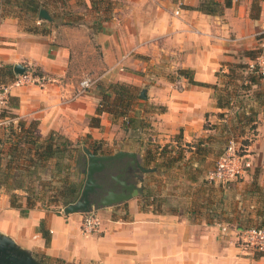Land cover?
<instances>
[{
    "label": "crops",
    "instance_id": "0c3cea01",
    "mask_svg": "<svg viewBox=\"0 0 264 264\" xmlns=\"http://www.w3.org/2000/svg\"><path fill=\"white\" fill-rule=\"evenodd\" d=\"M117 1L109 23L103 28L98 25L92 35L103 51V63L108 66L100 79L110 77L113 82L128 84L141 80L148 102L165 108L150 114L153 142L189 145L208 137L211 131L204 124H217L216 114L226 112L217 108L214 90L191 85L181 76L177 86L166 76L189 71L195 82L221 86L219 72L226 74L223 68L238 48L237 42L229 39H241V46L256 43V31L264 28V0H232L231 7L225 8L221 16L193 10L201 0ZM256 1L260 9L255 20L249 14L251 3ZM51 19L48 24H53ZM0 20V68L11 71L14 78L15 65H30L49 80L42 88L11 90L8 98L13 104L9 107L17 118L36 121L41 137L56 132L73 142L85 141L90 136L89 139L107 147L117 145V136L123 133L122 120H111L103 113L99 127L88 124L89 119L96 117L98 103L93 87L72 98L79 84L67 76L70 43L57 42L55 29L43 34L23 27L18 18L5 16ZM118 60H124V74L117 72ZM255 130V140L245 155L249 169L262 167L264 158L261 109ZM141 142L138 136L127 139L117 152H134L141 159ZM251 148L255 154L250 153ZM186 176L174 166L172 170L145 174L143 192L151 194L150 205L142 210L138 196L96 210L102 223L99 231L90 235L81 232L82 214L33 209L19 215L18 210L11 208L0 213V233L46 264H264V253L242 245L236 225L255 208V200L247 198L252 193L249 186L256 179L263 183L264 172L256 175L253 170H245L241 175L236 210L222 208L220 201L215 202L228 195V191L209 182L206 176L205 183L190 180L189 192H183L180 180ZM223 202L226 206L227 201ZM216 205L220 209L215 210Z\"/></svg>",
    "mask_w": 264,
    "mask_h": 264
},
{
    "label": "rangeland",
    "instance_id": "374dc122",
    "mask_svg": "<svg viewBox=\"0 0 264 264\" xmlns=\"http://www.w3.org/2000/svg\"><path fill=\"white\" fill-rule=\"evenodd\" d=\"M30 1L32 0H0V19L5 16L18 18L23 27L35 29L43 34L49 32V30L55 29L59 37L57 42L60 43V41H62L66 44L70 43L72 48L70 58L71 63L69 64L67 72L68 78H70V80L76 85H80V83L85 80L92 83L90 88L86 91L93 87L94 93L98 96L97 107L100 100L99 91H101V86L107 88L117 82L129 85L133 94L138 95L139 98L141 90L145 89V86L141 84L143 83L141 80L137 84H128L121 81L113 82L110 77H103L100 79V76L106 72L108 66L103 63V51H101L100 46L95 42L92 35L93 32L96 31L94 28H97L98 25L100 28H103L109 23L114 9L118 7L119 2L117 0H33L38 3V5L47 8L49 14L53 18V24L39 21L37 14L31 12L30 8H28ZM257 1L255 4L251 3L250 5V17L257 14V9L254 8L255 5L258 6ZM253 38L256 39V43L243 46H241V43H238L241 39H229V41L233 43L237 42L238 48L230 55L229 62L227 63L230 67L226 66L223 68L226 74L219 72L218 76L222 79V85L217 86L219 89L225 88L226 91L230 93L231 105L230 109L222 113L221 116H219L221 112L216 114L218 120H216L217 124L210 125L209 123H205L207 124V128H204L211 131L210 134H208V137L199 139L189 145H160L153 142L152 136L154 133L151 126L152 115L150 114L159 113L162 110L157 106L150 104L147 98L144 100L139 98V100L132 102L131 109H133V112L128 115L133 116L134 112L138 110V117L143 121L144 129L134 134L133 132L119 133L117 136L118 139H116L118 141L117 145L107 147L103 145L102 142V151H100L108 153L104 155L115 154L117 150L122 148L125 140H134L137 136L142 140L140 147L141 154L142 152L145 154L148 149L154 153L155 151L158 152L162 147H167L165 148L166 151L164 157L159 158L158 163H165L168 158L176 159L172 164V167L174 166V168H178V170L183 171L189 177L186 176L181 180L179 179L181 181L180 185L185 193L189 192L188 187H190V180L205 183L203 177L207 176V173L212 169L219 157L225 152L230 141L234 143L235 148L237 149V154L242 156L249 150L250 146H252L257 134L256 130L252 128L254 125L247 123V120L244 118V113H248L250 109H253L251 108L253 106L254 109H258L255 105V94L264 89V79L260 80L258 85H250L247 82L248 74L253 71L252 69H249V66L251 64L259 63V61L260 63H264V28L257 30L256 35ZM249 54L256 55H254L255 57L253 59H250L249 57H246V55ZM123 61L118 60L115 66L117 67V72L119 71L124 74V72H126V67L123 66ZM239 65L243 66L244 69L241 68V70H238L237 66ZM229 68L234 70V75L240 79V81L231 80L229 76H225L229 74ZM142 74L140 76H142ZM166 77L170 82H173L177 86L180 85L181 79L177 72L173 75L168 74ZM11 79L0 76V87L8 85L12 81ZM9 80L11 81L9 82ZM215 93L221 94L223 92L217 90L214 94ZM12 104L13 103L10 99L7 98L0 107V213H2L5 208H11L9 202L11 195H18L17 201L22 206V213L18 211L20 212L19 215H26L29 212L25 204L26 198L29 199V201L32 199L33 206H36L34 209L52 212L59 210L62 211L64 206H62L59 197L67 188L63 182L52 177L51 163L45 164L44 168H33L31 163L26 160L28 157L26 156L28 146L21 147L20 144L18 147L23 150L16 152L14 155L10 154V148L13 147V144L17 145V135L20 133L19 128L17 127L18 123L19 121H24L13 116L15 114L9 107V105L12 106ZM101 115L98 116L99 123V117ZM109 118L111 120L116 119V121L122 120V118H112L111 116H109ZM31 122L34 121H24L26 125ZM88 124L89 126L91 125L90 119ZM37 135L39 134L37 133ZM46 137L41 138L44 139ZM89 137L90 136H87V139L81 142H73L67 137L65 138L75 145L78 144V148H80L83 144H87L88 146L93 145L94 141L89 139ZM251 151V154H255L252 148ZM150 165H153V163ZM172 167L164 168L159 166L157 171L159 172L164 169L167 171L168 169L172 170ZM246 170H253L256 175H263L264 167H256L254 169L247 168ZM240 177L222 184H214L224 186L225 190L228 191V195L223 196L222 200L221 198L220 200H218V198L215 199L217 204L220 201L222 208L232 209L235 207L236 210L237 202L240 198L238 192L239 189H242L239 184L243 179H240ZM151 179L154 180L156 178L151 176ZM250 183L251 185L249 187H251L252 193L247 195V198H249L251 202L255 200V208L247 214L244 220L241 217L244 221L243 224H241L242 220L240 223H235L237 227L240 228L259 226L261 220H255L257 216L264 215V182H258L256 179V182ZM141 186L144 190V184H141ZM143 193L144 192H142V195ZM242 197L243 194H241V198ZM223 200L227 201L226 206ZM214 209L218 210L220 207L216 205ZM33 255L39 257L36 254ZM49 264L61 263L55 262Z\"/></svg>",
    "mask_w": 264,
    "mask_h": 264
},
{
    "label": "trees",
    "instance_id": "16d2710c",
    "mask_svg": "<svg viewBox=\"0 0 264 264\" xmlns=\"http://www.w3.org/2000/svg\"><path fill=\"white\" fill-rule=\"evenodd\" d=\"M231 4H232V0H224L223 5L219 4L215 0H201L199 5L193 10H197L206 15L221 16L223 14V10L225 8L231 7ZM28 8H30L31 12L36 13L37 15L41 8H45L47 10L45 6L44 7L42 5L40 6L38 5V3L34 2L33 0L30 1ZM254 8L257 9V14L255 16H251V19L256 20L259 16L260 8L259 6L256 5ZM254 55L256 54L253 55L249 54L246 55V57L253 59L255 57ZM226 66L230 67V65L228 64ZM237 67L238 70H241V68L244 69V67L241 65ZM228 71L229 74L225 76L227 77L229 76L231 80L240 81V79H238L234 75L233 69L229 68ZM252 72L248 74L247 82L250 85H258L259 81L264 79V73L258 72L257 67ZM178 74L181 77H185L188 83L191 85L197 87H210L211 89L214 90V92H216L217 90L222 91L223 93L221 94H217V93L214 94L217 108L221 110L230 109L231 97H230V93L226 91L225 88L219 89L217 85H207L204 83L195 82L189 71L180 70L178 71ZM0 76L8 77V79H11L12 72L3 71L2 69H0ZM100 90H101L99 91L100 100L98 107L96 108L95 111L96 117H92L90 119L91 127H99L100 125H99L98 116L105 113L111 116L112 118H122L123 121L121 124V129L124 133L133 132L134 134L144 129L143 121H141L140 117H138L139 114L138 110L134 112L133 116L128 115L129 113L133 112V109H131L132 102L135 100H139L138 95L133 94L132 89L129 85L117 82L110 85L107 88L101 86ZM255 105L257 106L258 109H254L253 106L251 107L253 109H250L248 113L246 112L244 113V118L247 120V123L254 125L252 127L253 129L256 128L257 115L260 109L263 111V117H264V89L262 91H259L257 94H255ZM158 108L162 110L161 112L165 111L164 107H158ZM221 115L222 113L219 114V116ZM13 116L17 117L16 115ZM34 122H31L30 124L26 125L24 121H19L17 127L19 128L20 133L17 135L18 136L17 145L13 144V147L10 148L11 151L10 154L14 155L16 152L22 151L23 149L18 147L20 144L21 147L28 146L26 152V156L28 157L26 160L27 162L29 161L31 163L33 168L36 169L44 168L45 164L51 163L52 177L58 179L60 182H63L67 188L66 191L61 193V196L59 197L62 206L65 207L69 204L74 203L78 199L81 189L83 187V183L85 180V172L87 167V158L85 154L82 152V148L86 147L91 153L95 155H104L108 153L101 152L102 142L94 141L92 146L83 144L80 148H78V144L75 145L67 138L54 132H51L46 138L43 139L39 135H37V123ZM204 127L207 128V124H205ZM165 148L167 147H162V149L160 148L158 152L155 151L154 153H152V151L148 149L143 155V157L139 159L143 168L150 169L152 170L151 172H157L159 166H162L164 168H171L174 161H176V159L174 158H168L167 162L165 163L164 162L158 163V159L163 158L165 155V151H166ZM151 163H153V165H150ZM107 184H109V182H107ZM17 199H18V195H11L9 200L10 206L11 208H14L21 212L22 206L18 203ZM138 199L141 205V209L144 210L147 206L150 205V199L153 198L151 197V194H148V192L144 191L143 195ZM25 204L27 210L29 211L33 210L36 207L33 206L32 199H30L29 201V199L26 198ZM258 218L259 220H261L259 222V226H250V227H245L243 229L264 228V215L259 216ZM237 228H239L240 230L242 229L240 227ZM42 235H44V233H42Z\"/></svg>",
    "mask_w": 264,
    "mask_h": 264
},
{
    "label": "water",
    "instance_id": "95a60500",
    "mask_svg": "<svg viewBox=\"0 0 264 264\" xmlns=\"http://www.w3.org/2000/svg\"><path fill=\"white\" fill-rule=\"evenodd\" d=\"M38 20L50 22L46 9L38 12ZM26 71L22 65H15V76ZM140 99H146V90H141ZM82 152L87 158L85 180L78 199L62 209L63 215L85 214L93 210L108 209L135 197L143 192V176L152 170L141 165L134 152L118 151L111 155H95L86 147ZM109 182V184H107ZM0 264H41L31 254L20 248L9 237L0 233Z\"/></svg>",
    "mask_w": 264,
    "mask_h": 264
},
{
    "label": "built area",
    "instance_id": "2783aa9c",
    "mask_svg": "<svg viewBox=\"0 0 264 264\" xmlns=\"http://www.w3.org/2000/svg\"><path fill=\"white\" fill-rule=\"evenodd\" d=\"M2 65L0 60V66ZM257 67L258 72L264 73V63H255L249 66V69L254 70ZM26 71L21 75L15 76L12 81L0 87V107L4 100L8 98L11 90L20 89L27 86L44 87L48 83V78L44 75H39L30 65L25 66ZM250 70V71H252ZM92 83L85 80L79 85V89L73 95L76 99L83 95ZM246 152L239 156L237 149L232 141L229 142L225 152L216 161L212 169L207 173L206 179L211 183H224L237 179L247 168L245 159ZM261 165L264 167V158L261 160ZM61 214L62 211H60ZM81 232L84 235H90L99 231L102 223L101 217L97 211L93 210L89 213L82 214ZM239 239L246 248L264 253V228H246L238 233Z\"/></svg>",
    "mask_w": 264,
    "mask_h": 264
},
{
    "label": "flooded vegetation",
    "instance_id": "af4514ba",
    "mask_svg": "<svg viewBox=\"0 0 264 264\" xmlns=\"http://www.w3.org/2000/svg\"><path fill=\"white\" fill-rule=\"evenodd\" d=\"M34 258H35L39 263L46 264L45 261H44L42 258H39V257H36V256H34Z\"/></svg>",
    "mask_w": 264,
    "mask_h": 264
}]
</instances>
